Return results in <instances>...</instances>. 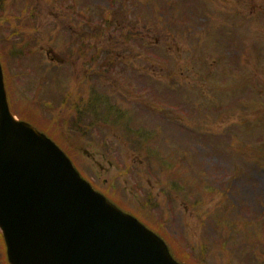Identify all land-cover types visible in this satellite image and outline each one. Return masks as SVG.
<instances>
[{
	"label": "rangeland",
	"instance_id": "rangeland-1",
	"mask_svg": "<svg viewBox=\"0 0 264 264\" xmlns=\"http://www.w3.org/2000/svg\"><path fill=\"white\" fill-rule=\"evenodd\" d=\"M1 2L14 114L184 263L264 264V0Z\"/></svg>",
	"mask_w": 264,
	"mask_h": 264
},
{
	"label": "water",
	"instance_id": "water-1",
	"mask_svg": "<svg viewBox=\"0 0 264 264\" xmlns=\"http://www.w3.org/2000/svg\"><path fill=\"white\" fill-rule=\"evenodd\" d=\"M0 65V233L8 264H182L9 111Z\"/></svg>",
	"mask_w": 264,
	"mask_h": 264
},
{
	"label": "flooded vegetation",
	"instance_id": "flooded-vegetation-1",
	"mask_svg": "<svg viewBox=\"0 0 264 264\" xmlns=\"http://www.w3.org/2000/svg\"><path fill=\"white\" fill-rule=\"evenodd\" d=\"M88 65H90V67L92 69H96V68H99V67H101V68H109L110 66H112V64H109V63L108 64L107 63H101V62H99V64H96V62H89Z\"/></svg>",
	"mask_w": 264,
	"mask_h": 264
},
{
	"label": "trees",
	"instance_id": "trees-1",
	"mask_svg": "<svg viewBox=\"0 0 264 264\" xmlns=\"http://www.w3.org/2000/svg\"><path fill=\"white\" fill-rule=\"evenodd\" d=\"M64 104H65V102H64Z\"/></svg>",
	"mask_w": 264,
	"mask_h": 264
}]
</instances>
